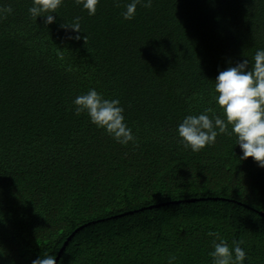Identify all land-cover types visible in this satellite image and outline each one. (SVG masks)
Returning a JSON list of instances; mask_svg holds the SVG:
<instances>
[{
  "label": "trees",
  "instance_id": "1",
  "mask_svg": "<svg viewBox=\"0 0 264 264\" xmlns=\"http://www.w3.org/2000/svg\"><path fill=\"white\" fill-rule=\"evenodd\" d=\"M127 2L88 16L64 0L45 26L30 0H0V264L56 258L78 227L57 264H210L209 231L264 264V168L235 136L192 152L176 134L220 114L218 72L264 48V0H152L125 21ZM76 16L72 40L60 24ZM90 88L120 101L135 143L75 113Z\"/></svg>",
  "mask_w": 264,
  "mask_h": 264
},
{
  "label": "clouds",
  "instance_id": "2",
  "mask_svg": "<svg viewBox=\"0 0 264 264\" xmlns=\"http://www.w3.org/2000/svg\"><path fill=\"white\" fill-rule=\"evenodd\" d=\"M73 2L86 10L88 16H94L99 0ZM114 2L119 7V0ZM63 3L64 0H30L27 15L35 21L37 17H42L43 24L47 26L55 22L52 14ZM137 5L147 9L152 6V0H129L120 12L122 19L132 20ZM12 12L11 6L0 7V20ZM60 27L74 33L69 36L72 40H79L80 33H83L80 16L63 22ZM214 101L220 114L213 112L212 108H205L197 114L184 116L176 128L178 143L185 149L198 152L215 143L218 134L235 136V145L241 150L240 159L252 157L259 167L264 168V48L255 51L251 64L248 59H242L218 72L214 80ZM72 104L77 115L86 113L89 122L102 129L116 143H135L136 138L125 122L124 109L118 99H105L95 88H90L86 93L75 96ZM207 235L214 237L208 252L210 264H244L247 254L240 241L233 240L230 245L215 232L209 231ZM176 260V256L170 255L166 264H175ZM31 264H57V261L49 254L38 256Z\"/></svg>",
  "mask_w": 264,
  "mask_h": 264
},
{
  "label": "water",
  "instance_id": "3",
  "mask_svg": "<svg viewBox=\"0 0 264 264\" xmlns=\"http://www.w3.org/2000/svg\"><path fill=\"white\" fill-rule=\"evenodd\" d=\"M259 214L261 215V216H263L264 217V214H263V212H259ZM80 228H82V227H78L68 238H67V240L63 243V246L60 248V250H59V253H58V255L56 256V261L58 260V258H59V255H60V253H61V251L64 249V247L66 246V244H67V242L70 240V238L73 236V234L75 233V232H77Z\"/></svg>",
  "mask_w": 264,
  "mask_h": 264
}]
</instances>
